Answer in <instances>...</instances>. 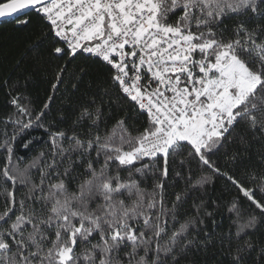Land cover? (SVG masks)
<instances>
[{
    "label": "snow or ice",
    "instance_id": "1",
    "mask_svg": "<svg viewBox=\"0 0 264 264\" xmlns=\"http://www.w3.org/2000/svg\"><path fill=\"white\" fill-rule=\"evenodd\" d=\"M0 18V264H264V0Z\"/></svg>",
    "mask_w": 264,
    "mask_h": 264
},
{
    "label": "trees",
    "instance_id": "2",
    "mask_svg": "<svg viewBox=\"0 0 264 264\" xmlns=\"http://www.w3.org/2000/svg\"><path fill=\"white\" fill-rule=\"evenodd\" d=\"M36 23L37 21L34 20V24ZM30 31L15 26L11 18L0 21V60L10 65L14 59L20 58Z\"/></svg>",
    "mask_w": 264,
    "mask_h": 264
},
{
    "label": "water",
    "instance_id": "3",
    "mask_svg": "<svg viewBox=\"0 0 264 264\" xmlns=\"http://www.w3.org/2000/svg\"><path fill=\"white\" fill-rule=\"evenodd\" d=\"M5 19H10V18H0V21L5 20Z\"/></svg>",
    "mask_w": 264,
    "mask_h": 264
}]
</instances>
